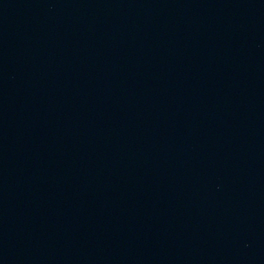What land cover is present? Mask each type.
Segmentation results:
<instances>
[{
  "label": "water",
  "instance_id": "obj_1",
  "mask_svg": "<svg viewBox=\"0 0 264 264\" xmlns=\"http://www.w3.org/2000/svg\"><path fill=\"white\" fill-rule=\"evenodd\" d=\"M0 264H264V0H0Z\"/></svg>",
  "mask_w": 264,
  "mask_h": 264
}]
</instances>
